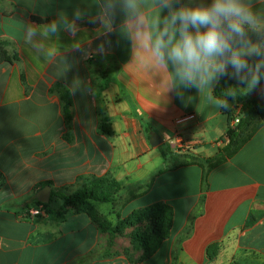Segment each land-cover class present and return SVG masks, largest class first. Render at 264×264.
Wrapping results in <instances>:
<instances>
[{
    "label": "crops",
    "instance_id": "0c3cea01",
    "mask_svg": "<svg viewBox=\"0 0 264 264\" xmlns=\"http://www.w3.org/2000/svg\"><path fill=\"white\" fill-rule=\"evenodd\" d=\"M75 9L84 17L74 33L28 39L29 27ZM97 11L95 0H0V41L17 55L0 61V264H264V123L209 173L207 190L201 167L186 164L157 175L123 207L122 216L158 201L173 208L169 237L144 261L128 229L111 236L75 207L59 218L34 205L46 185L51 194L94 177L138 184L163 164L165 146L212 156L228 127L216 83L180 88L178 98L169 91L170 69L158 68L139 45L137 17L118 13L104 34L90 22ZM139 11L147 29L158 14L154 0H139ZM262 89L264 81L247 94L264 102ZM61 93L71 100L68 118ZM155 133L161 142L154 146ZM176 135L182 147L169 144Z\"/></svg>",
    "mask_w": 264,
    "mask_h": 264
},
{
    "label": "clouds",
    "instance_id": "9594fccd",
    "mask_svg": "<svg viewBox=\"0 0 264 264\" xmlns=\"http://www.w3.org/2000/svg\"><path fill=\"white\" fill-rule=\"evenodd\" d=\"M158 14L145 28L139 0H95L94 20L104 34L112 33L118 13L137 17L139 45L151 54L154 64L169 73V91L183 98L180 88L201 89L222 78L234 80L236 88L226 95L235 98L264 81V0H154ZM84 13L63 12L42 28L29 27V40L39 32L55 35L62 29L75 32ZM264 91V89H262ZM227 109L223 100L217 101Z\"/></svg>",
    "mask_w": 264,
    "mask_h": 264
},
{
    "label": "trees",
    "instance_id": "16d2710c",
    "mask_svg": "<svg viewBox=\"0 0 264 264\" xmlns=\"http://www.w3.org/2000/svg\"><path fill=\"white\" fill-rule=\"evenodd\" d=\"M6 44V41H0V61L11 62L17 59V55L14 53L9 56L5 50ZM236 87L235 82L231 79L222 78L213 88V95L228 104L227 109L221 108V111L227 116L228 127L221 138L222 145L214 155L196 158L188 153L174 152L169 146H165L161 148L163 164L149 178L138 184L125 186L110 176L94 177L87 179L82 187L71 192L60 189L51 191L47 203H41L34 199V205L41 206L46 212L55 211L59 218L66 216L69 206L75 207L77 210L86 212L100 229L107 231L111 236L130 229L128 234L132 247L142 250V254L137 260H146L169 237L173 222V208L166 202L158 201L145 207L136 208L126 216L121 215V210L131 200L148 191L157 175L186 164L195 163L201 167V190H207L209 173L231 158L244 145L252 132L264 123V102L256 101L245 94L242 89H238L235 98L226 95L227 91ZM61 99L64 102L65 117L68 118V107L71 100L64 93H61ZM237 116L238 122L232 124ZM42 185L40 184L39 187ZM93 202L111 203L115 220L112 221L105 214L100 213ZM141 222L145 224L141 225Z\"/></svg>",
    "mask_w": 264,
    "mask_h": 264
},
{
    "label": "water",
    "instance_id": "95a60500",
    "mask_svg": "<svg viewBox=\"0 0 264 264\" xmlns=\"http://www.w3.org/2000/svg\"><path fill=\"white\" fill-rule=\"evenodd\" d=\"M150 144L151 145H157L161 142V138L159 137V135L157 133H155L154 135L151 136L150 138ZM37 200L41 203H47L49 201L50 198V186L46 185L44 187H42L38 193H37Z\"/></svg>",
    "mask_w": 264,
    "mask_h": 264
},
{
    "label": "built area",
    "instance_id": "2783aa9c",
    "mask_svg": "<svg viewBox=\"0 0 264 264\" xmlns=\"http://www.w3.org/2000/svg\"><path fill=\"white\" fill-rule=\"evenodd\" d=\"M238 110H239V106L236 108V111L238 113ZM238 122V116L232 121V124H236ZM169 144L172 146V147H182L183 146V140L180 138V136H175L173 137Z\"/></svg>",
    "mask_w": 264,
    "mask_h": 264
},
{
    "label": "rangeland",
    "instance_id": "374dc122",
    "mask_svg": "<svg viewBox=\"0 0 264 264\" xmlns=\"http://www.w3.org/2000/svg\"><path fill=\"white\" fill-rule=\"evenodd\" d=\"M102 209V211H107L108 209L109 210H112V205L111 203H102V206L100 207ZM113 215H115L114 213H112ZM141 225H144L142 222L140 223ZM130 231V229H128Z\"/></svg>",
    "mask_w": 264,
    "mask_h": 264
}]
</instances>
